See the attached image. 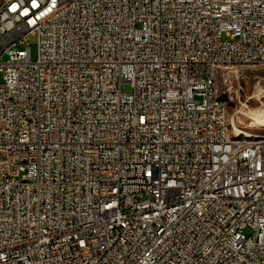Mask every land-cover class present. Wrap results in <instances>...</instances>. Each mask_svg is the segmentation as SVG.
<instances>
[{
    "label": "built area",
    "instance_id": "built-area-1",
    "mask_svg": "<svg viewBox=\"0 0 264 264\" xmlns=\"http://www.w3.org/2000/svg\"><path fill=\"white\" fill-rule=\"evenodd\" d=\"M251 58L264 0H0V264H264V144L210 100Z\"/></svg>",
    "mask_w": 264,
    "mask_h": 264
},
{
    "label": "rangeland",
    "instance_id": "rangeland-1",
    "mask_svg": "<svg viewBox=\"0 0 264 264\" xmlns=\"http://www.w3.org/2000/svg\"><path fill=\"white\" fill-rule=\"evenodd\" d=\"M28 42L34 60L38 50L37 36H29ZM227 71H232V69H226L220 74L217 86L222 96L230 99L229 120L234 132L241 137L246 136V133L252 134L250 135L252 137H264V126L253 117L256 116V113L264 114V68L238 71L245 72L246 75L241 80L242 89L237 98L222 93L227 91ZM122 90L130 92V84L123 83ZM246 234H249V231H246Z\"/></svg>",
    "mask_w": 264,
    "mask_h": 264
},
{
    "label": "bare ground",
    "instance_id": "bare-ground-1",
    "mask_svg": "<svg viewBox=\"0 0 264 264\" xmlns=\"http://www.w3.org/2000/svg\"><path fill=\"white\" fill-rule=\"evenodd\" d=\"M258 66H264V58H251V66H249V64L244 62V60H235L234 69L236 70H234V72H238L241 69H255V67ZM226 69H232V60H224L223 62H220L219 67L216 68L215 79H211V85H210V100H212L214 105L223 104V112L221 117L222 132L227 133V139L229 142H235V143L253 142L256 144H264V137H257V136L252 137L250 136L252 134L249 133H246V136L241 137L234 132L229 120L230 99L223 97L217 86V80L220 74ZM231 72L232 71H227V73H231ZM253 117L259 120V122L264 126V114L256 113V116Z\"/></svg>",
    "mask_w": 264,
    "mask_h": 264
}]
</instances>
